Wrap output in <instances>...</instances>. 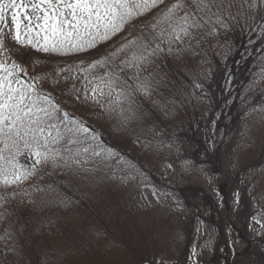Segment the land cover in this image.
I'll return each mask as SVG.
<instances>
[{
  "label": "rangeland",
  "instance_id": "1",
  "mask_svg": "<svg viewBox=\"0 0 264 264\" xmlns=\"http://www.w3.org/2000/svg\"><path fill=\"white\" fill-rule=\"evenodd\" d=\"M157 11L81 51L45 52L17 43L11 27L3 28L0 65L8 72L0 68V77L10 72L14 83L46 97L65 138L50 145L60 151L54 162L37 165L20 183H0V264H264L263 56L240 80L247 106L242 119L228 116L224 130L217 125L219 93L226 89L232 102L237 96L231 86L241 67L229 68L237 41L264 34V0H224L206 13L193 9L200 27L160 44L169 56L163 72L151 64L159 53L125 65L134 47L129 41L147 31ZM105 57V71L120 79L111 95L105 89L94 97L89 80L97 71L86 64ZM91 128L96 139L106 129L133 137L131 146L141 144L136 154L128 147L117 152L116 136L94 155L84 137ZM72 135L78 143H67ZM82 147L90 151L77 157L79 163L68 159ZM199 147L221 153L220 171L208 167ZM22 159L19 164L33 168ZM4 248L17 260L8 261Z\"/></svg>",
  "mask_w": 264,
  "mask_h": 264
},
{
  "label": "snow or ice",
  "instance_id": "2",
  "mask_svg": "<svg viewBox=\"0 0 264 264\" xmlns=\"http://www.w3.org/2000/svg\"><path fill=\"white\" fill-rule=\"evenodd\" d=\"M223 4L224 0H174L171 4H166L165 0H0V34L3 28L11 27L17 43L40 47L45 52L81 51L94 47L98 40L109 39L133 20L158 9L145 25L147 31L129 41L134 47L124 64L135 66L155 55L161 43L171 45L174 40L189 36L190 29L199 28L200 24L192 15L193 9L206 13L211 12L213 6L222 7ZM212 15L219 22V15ZM154 41L157 43L153 48ZM109 62L108 57L102 58L90 64L88 70L97 66L106 68ZM0 68L8 72L3 65ZM9 76L10 72L0 77V183L5 185L27 180L34 174L35 165L50 159L54 162L60 151L50 145L61 143L65 138V130L54 122L55 106L34 89L20 85L18 80L14 83ZM118 79L119 76L109 70L89 80L93 96H104L105 89L111 95ZM122 96L123 91L117 92V101ZM66 131L73 133L71 128ZM67 143L76 144L78 141L72 135ZM23 150L35 157L32 169L17 160ZM89 151L88 147H82L68 159L79 163L77 157ZM99 154L94 152V155Z\"/></svg>",
  "mask_w": 264,
  "mask_h": 264
},
{
  "label": "trees",
  "instance_id": "3",
  "mask_svg": "<svg viewBox=\"0 0 264 264\" xmlns=\"http://www.w3.org/2000/svg\"><path fill=\"white\" fill-rule=\"evenodd\" d=\"M239 38V37H237ZM258 49H261L260 54H258ZM156 53H159V55H157L154 59H152L151 64L153 63L154 68L160 70V72L165 71L166 66H169V56L168 54L164 51L163 53H161V50H157ZM233 55V59L231 61V65H230V72H234L238 67H241V72L240 74H238L237 80L236 78L233 80L232 82V86L231 89L234 90V94L236 92V98L235 100L232 102L233 98L229 99L228 94H226V89L223 90L221 93H219V103H220V117H219V121L217 122L218 128L224 130L225 128H227L225 124H223V122H225V120H227L226 118L229 116V118H235L237 121H240L242 119V116L245 114V91H246V87L245 84L242 85L240 84V80L242 79L243 81H245V74L246 71L248 70V68L250 67L251 63L254 62L255 60H257V58H262V56L264 57V34L261 35V37H251L249 39V42L247 44L242 43L240 41H237V47L233 50L232 52ZM74 56H76V54H74ZM74 59V64L78 65V69L79 72L84 71L81 67L83 66V64H78L77 62H80L79 60ZM157 60V63H155L154 61ZM67 60H62L60 63H54L52 64V66L55 68H61L62 64L65 63ZM90 64H92L91 62H89L88 64H86V67H88ZM264 67V64L262 65ZM88 69V68H87ZM101 70V74H98V72ZM97 71L96 74H91L90 76L92 78L99 76V75H103L106 71L104 68H100L99 66H97V68L92 69L91 71ZM111 70V69H110ZM243 71V72H242ZM231 74V73H230ZM118 76L121 75L120 73L117 74ZM248 75V74H247ZM157 77H159V75H157ZM169 78V77H167ZM120 79V78H119ZM119 79L117 80V82L119 81ZM229 80V77H228ZM116 82V83H117ZM165 82H168L167 80H165ZM228 82V81H227ZM227 82L225 83V86L227 85ZM239 82V83H238ZM248 84L250 83L249 81ZM237 83V84H236ZM242 83V81H241ZM163 83H159L160 86H162ZM251 84V83H250ZM147 85V84H146ZM164 85V84H163ZM117 89V88H116ZM140 99V97H138ZM232 102V103H231ZM240 105L242 108H240ZM228 110V111H227ZM230 113V114H229ZM231 131H234V124L231 126ZM113 133H115L113 131ZM117 136L116 139V146L114 147L117 152L120 149H124V148H131L128 153H133L136 154V151L139 149V145L141 144L140 141H138L135 146H131L130 142L134 139L133 137L130 136H118L116 133L112 134V133H108V131L106 129H104V131H101L100 136L98 137V139H96L95 137V131L92 130V128L89 130V133H87L84 137H89V144L94 145V147H92V150L90 151V153H94V152H99V155H102V153L104 152L103 147L105 145H110V141H114V138ZM90 138L92 139L90 142ZM112 146V145H111ZM54 149V147H51ZM198 152L200 154H203L206 156V159L208 160V167L213 166L216 171H220V165L219 162L221 163V156L218 151H214V149L210 148V149H205L204 147H199L198 148ZM119 158L121 159V157L124 158V156H122L120 153H118ZM22 156V160L21 162L23 163H27L28 165H31L33 167L34 165V159L31 158V155L27 152L23 150V154ZM129 157H131V155H129ZM221 159V160H220ZM217 161L218 163L215 164L214 161ZM37 165H35L34 167V174L37 172ZM33 174V175H34ZM4 209L5 208H1ZM3 219H5V217L7 216L6 214V210L3 214ZM15 235V234H14ZM3 251L6 254V259L8 261H13V260H17V255L15 254L14 250L12 249L11 251H7L5 250V248L3 249Z\"/></svg>",
  "mask_w": 264,
  "mask_h": 264
},
{
  "label": "water",
  "instance_id": "4",
  "mask_svg": "<svg viewBox=\"0 0 264 264\" xmlns=\"http://www.w3.org/2000/svg\"><path fill=\"white\" fill-rule=\"evenodd\" d=\"M143 264H151V263H149V262H144Z\"/></svg>",
  "mask_w": 264,
  "mask_h": 264
}]
</instances>
